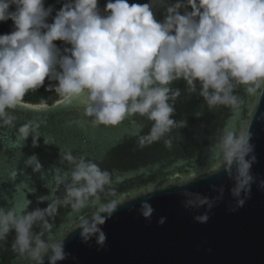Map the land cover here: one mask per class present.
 Returning a JSON list of instances; mask_svg holds the SVG:
<instances>
[{
	"label": "clouds",
	"instance_id": "1",
	"mask_svg": "<svg viewBox=\"0 0 264 264\" xmlns=\"http://www.w3.org/2000/svg\"><path fill=\"white\" fill-rule=\"evenodd\" d=\"M0 0V23L12 21L11 31L0 34V128H16L17 108L30 92L41 88L54 91L68 108H82V116L92 127H115L130 117L146 121L137 136V147L145 149L161 143L171 151L173 130L187 126L176 121L175 105L182 96L175 82L183 81L188 97L198 95L207 109L220 108L235 113L242 104L236 94L264 95V0ZM163 7V19L154 9ZM57 42H60L57 44ZM38 114L49 105L34 106ZM197 117L201 113L196 114ZM135 122V121H134ZM78 123V121H75ZM247 128L217 130L208 151L221 169L234 181L230 189L237 207L250 198L257 162L252 134ZM46 120L40 115L16 129L17 139L39 147L40 129ZM148 131L144 134V127ZM43 143H51L44 137ZM61 161L69 168H57L51 194L37 197L47 207L27 211L0 206V248L14 233L11 251L26 257L29 264H58L67 258L63 239L53 236L54 221L60 209L79 214L80 237L88 243L93 237L99 247L106 242L101 226L116 211L117 192L112 187L121 177L102 169L85 156L65 152ZM33 172L42 170L37 155L25 160ZM16 172L9 179H16ZM264 189V181L259 184ZM215 189V186H213ZM209 199L185 191V208L199 209L223 198ZM87 212H82L84 209ZM141 214L150 219L154 209L147 202ZM162 217L158 223L165 222ZM207 212L194 220L206 223ZM38 229V231H36Z\"/></svg>",
	"mask_w": 264,
	"mask_h": 264
},
{
	"label": "water",
	"instance_id": "2",
	"mask_svg": "<svg viewBox=\"0 0 264 264\" xmlns=\"http://www.w3.org/2000/svg\"><path fill=\"white\" fill-rule=\"evenodd\" d=\"M163 12V7L154 9L157 20L163 19ZM172 87L182 91L172 118L186 120L187 126L171 133V151L162 142L142 150L137 147V136L146 125L139 117L127 118L115 127H92L83 118L82 108H66L60 99L48 104L47 113L42 114L35 111L38 104L24 102L29 107L13 112L16 128H0L2 207L25 210L27 201L31 202L27 211L47 207L48 201L38 204L37 197L51 194L49 187H54L57 168H69L61 161L65 152L85 156L122 179L117 185L113 176L112 187L117 202L122 203L101 226L107 237L103 247L97 245L95 237L83 243L81 230L76 228L79 214L59 210L52 235L63 239L68 256L58 264H264V189L259 187L264 181V95L248 96L242 89L237 90L242 104L231 113L225 108L209 111L198 95L187 96L183 81ZM197 113L201 115L197 117ZM37 115L46 120V125L40 129L39 147L34 148L31 137L26 142L17 139L16 129ZM250 120V143L257 158L251 169L255 182L250 198L243 207H237L230 193L234 181L222 169L214 172L221 164L213 160L218 156H212L208 149L219 128L245 129ZM48 136L51 143L45 145L44 137ZM33 154L43 166L39 173L25 167V160ZM12 172L17 174L14 181L9 179ZM221 186L223 198L211 210L207 206L184 207L185 191L211 199L219 195ZM144 202L154 209L150 219L141 214ZM205 212L209 216L206 223L194 220ZM162 217L166 219L160 224ZM13 237L14 233L10 234L8 243L0 248V264H29L26 257L11 251Z\"/></svg>",
	"mask_w": 264,
	"mask_h": 264
},
{
	"label": "trees",
	"instance_id": "3",
	"mask_svg": "<svg viewBox=\"0 0 264 264\" xmlns=\"http://www.w3.org/2000/svg\"><path fill=\"white\" fill-rule=\"evenodd\" d=\"M130 3H138V0H129ZM105 0H100L101 7H103ZM46 4H55L57 8L60 7L56 4V0H46ZM12 21L9 20L7 23H0V34H5L10 32ZM60 42H57L59 44ZM59 100L54 91H45L44 88L39 89L36 92H30L26 97L24 102L39 104L41 101H46L47 104H52L54 101Z\"/></svg>",
	"mask_w": 264,
	"mask_h": 264
},
{
	"label": "rangeland",
	"instance_id": "4",
	"mask_svg": "<svg viewBox=\"0 0 264 264\" xmlns=\"http://www.w3.org/2000/svg\"><path fill=\"white\" fill-rule=\"evenodd\" d=\"M148 2V0H138V3H145Z\"/></svg>",
	"mask_w": 264,
	"mask_h": 264
},
{
	"label": "flooded vegetation",
	"instance_id": "5",
	"mask_svg": "<svg viewBox=\"0 0 264 264\" xmlns=\"http://www.w3.org/2000/svg\"><path fill=\"white\" fill-rule=\"evenodd\" d=\"M101 5V4H100Z\"/></svg>",
	"mask_w": 264,
	"mask_h": 264
}]
</instances>
